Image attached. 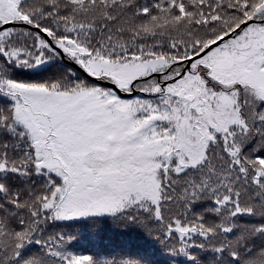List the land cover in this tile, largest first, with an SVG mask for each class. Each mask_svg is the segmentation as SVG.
I'll return each instance as SVG.
<instances>
[{"label":"snow or ice","instance_id":"obj_1","mask_svg":"<svg viewBox=\"0 0 264 264\" xmlns=\"http://www.w3.org/2000/svg\"><path fill=\"white\" fill-rule=\"evenodd\" d=\"M0 264H264V0H0Z\"/></svg>","mask_w":264,"mask_h":264}]
</instances>
